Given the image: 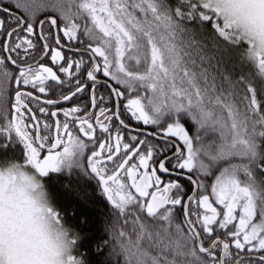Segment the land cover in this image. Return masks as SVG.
I'll list each match as a JSON object with an SVG mask.
<instances>
[{
	"label": "snow or ice",
	"instance_id": "snow-or-ice-1",
	"mask_svg": "<svg viewBox=\"0 0 264 264\" xmlns=\"http://www.w3.org/2000/svg\"><path fill=\"white\" fill-rule=\"evenodd\" d=\"M0 264H264V0H0Z\"/></svg>",
	"mask_w": 264,
	"mask_h": 264
},
{
	"label": "trees",
	"instance_id": "trees-1",
	"mask_svg": "<svg viewBox=\"0 0 264 264\" xmlns=\"http://www.w3.org/2000/svg\"><path fill=\"white\" fill-rule=\"evenodd\" d=\"M72 181H67L66 183H71ZM67 203L69 205L68 210L66 212V215H73L74 214V208L73 206L76 207H83L85 209H87V205L83 204L82 201H80L79 196L76 194L75 191H71L69 196L67 197ZM85 231H87V229H85ZM81 251H89V247L87 244H85L84 247L81 248ZM91 251L94 252L95 251V239H93L91 241Z\"/></svg>",
	"mask_w": 264,
	"mask_h": 264
}]
</instances>
